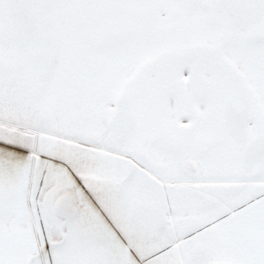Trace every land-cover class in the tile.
Returning <instances> with one entry per match:
<instances>
[{
  "label": "snow or ice",
  "instance_id": "obj_1",
  "mask_svg": "<svg viewBox=\"0 0 264 264\" xmlns=\"http://www.w3.org/2000/svg\"><path fill=\"white\" fill-rule=\"evenodd\" d=\"M0 264H264V0H0Z\"/></svg>",
  "mask_w": 264,
  "mask_h": 264
}]
</instances>
